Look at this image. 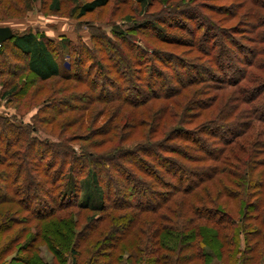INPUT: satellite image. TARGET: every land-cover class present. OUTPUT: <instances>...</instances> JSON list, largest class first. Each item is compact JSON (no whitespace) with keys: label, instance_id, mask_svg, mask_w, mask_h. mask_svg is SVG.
<instances>
[{"label":"trees","instance_id":"16d2710c","mask_svg":"<svg viewBox=\"0 0 264 264\" xmlns=\"http://www.w3.org/2000/svg\"><path fill=\"white\" fill-rule=\"evenodd\" d=\"M71 1L78 19L111 3ZM196 1L131 33L112 26L113 39L98 38L104 57L87 68L85 46L61 64L65 38L11 31L0 44V100L25 109L0 114V206L18 208L19 226L0 239V264H49L42 247L55 264H119L129 236L128 264L264 261V0ZM133 2L146 16L158 0ZM231 19L239 22L227 30ZM139 32L184 52L151 48ZM91 115L92 125L107 118L90 130Z\"/></svg>","mask_w":264,"mask_h":264},{"label":"rangeland","instance_id":"374dc122","mask_svg":"<svg viewBox=\"0 0 264 264\" xmlns=\"http://www.w3.org/2000/svg\"><path fill=\"white\" fill-rule=\"evenodd\" d=\"M10 2H3L2 6L0 7V26L8 27L12 32H16L21 34L22 32H26L27 30L39 34H44L45 37L52 41L53 43L59 42L58 40L60 38H65L66 46L69 51L62 49L61 52L58 54V59L61 61V64L64 63H69L72 62L76 56H71L69 57L67 53H70V49L74 50L76 48L80 47H86L89 49L91 54H88V57L86 56L84 59V65L85 68L89 64H91L92 60L95 59V57H104V52L101 50L102 48L106 47V43L103 40H100L99 36L104 35L108 38H112V32L110 29L112 26H117L119 30L122 32H126V30L133 31L132 28H135V26L139 25L143 20L145 21H153L155 19H162V18H167V16L163 14H159L158 12L161 9L168 8L173 6L174 4H177L179 2H182V0H158L157 3H155L154 7L146 12V16H140L142 13H139V9L136 7L135 2L133 0H110V4L102 9H98L96 12L87 14L83 16V18L78 19L76 18L72 9L74 7V3H72L71 0H57L60 9L59 11H52L51 5L53 0H8ZM90 1V0H87ZM183 1H189V0H183ZM85 0L81 1L80 3L83 4ZM185 3V2H184ZM208 5L210 4L208 0H197L196 2H192V6H201L203 5ZM219 4L222 5L221 3H215L214 5ZM176 13V12H175ZM239 15L242 14V11L238 12ZM211 16L209 12H204V15ZM130 17V21L126 22L124 25V18L125 17ZM216 21H218L220 18L215 17ZM238 19H231L228 20L224 23V28L229 29V28H235L238 23ZM244 31V30H243ZM171 34H177L179 35V31L177 30H172L170 31ZM93 36V37H91ZM135 37H138L139 39L142 38L143 42L148 44L151 48H156L160 51H164L167 53H175V54H181L184 52V49H181L180 47H176L175 45H165L159 42L157 38H154L152 34L147 33L142 34H134ZM99 38V39H98ZM240 36H235L236 41H240ZM97 42V44H96ZM96 44V45H95ZM97 46V47H96ZM96 48H98V51L96 52ZM95 51V53H93ZM119 57L120 54L118 52H115ZM151 53V51H149ZM190 57H195L196 54H190ZM92 58V60H90ZM123 58V57H122ZM74 61V60H73ZM229 78V76H227ZM34 88V87H33ZM233 89V88H232ZM232 89H228L227 91L224 92V95L228 96ZM47 91H43L40 95L37 96V98L32 102L34 106H37L41 103V101L44 99V97L47 95ZM19 104L15 103L13 104H8L5 102V100H0V114L5 113L9 116H14L15 115V108ZM99 106L92 107L91 109H97ZM20 109V108H19ZM25 109H20L21 113H24ZM127 110V109H126ZM125 110V112H126ZM35 109H32L31 112H29L28 115L23 116L22 120L25 123L29 122V117L35 113ZM94 116H90V120L87 123L86 128L87 129H94V125L96 128H100L103 122L106 121L107 116L102 115L100 120L92 125V120ZM207 120V116L200 117L195 124H193L191 127V130L197 131L199 126ZM91 121V122H90ZM82 134V132H79ZM56 134V133H55ZM78 135V131L72 130L70 132V135ZM76 139V138H72ZM77 140V139H76ZM74 149L79 150V148L82 146L81 143L79 142H73L71 144ZM110 147H104L101 150L106 151ZM92 151V149H90ZM100 151H96L100 152ZM95 152V151H93ZM18 208L3 204L0 206V218L3 216V213H7L6 215L9 216V220L7 221H0V232L3 233V236H0L1 241L6 240L9 235L12 232V235L18 230V227L13 225L12 222V217L15 216L16 214L14 211H16ZM118 214V213H117ZM145 217L151 218L152 215H147ZM7 219V218H6ZM1 220V219H0ZM35 224V223H34ZM84 225V221L82 220L77 227V232H79V229ZM102 227V226H101ZM15 230L14 232L12 230ZM33 230V229H32ZM31 230V231H32ZM132 231V230H131ZM131 231L129 234H131ZM7 234V235H6ZM8 236V237H7ZM11 236V235H10ZM2 237V238H1ZM4 237V238H3ZM94 240V238H93ZM131 237L129 236L126 238V240H123V243L118 247V251L115 253L114 256L118 257V255H121V261L119 264H128V255L129 251L131 249ZM22 243V242H21ZM81 247V246H80ZM130 248V249H129ZM79 250L82 249L78 248ZM127 249V251H126ZM84 251V250H82ZM88 254H85L82 252L81 258H86ZM41 258L49 264H55L54 260L52 259V254L46 250V248L42 247L41 252H40ZM101 257V256H100ZM80 260L82 261V259ZM102 259L98 262H101V264H104V261H108L107 258L101 257ZM130 262V261H129ZM68 264V262H67ZM259 264H264V261H261Z\"/></svg>","mask_w":264,"mask_h":264},{"label":"water","instance_id":"95a60500","mask_svg":"<svg viewBox=\"0 0 264 264\" xmlns=\"http://www.w3.org/2000/svg\"><path fill=\"white\" fill-rule=\"evenodd\" d=\"M13 38V33L8 27H0V44Z\"/></svg>","mask_w":264,"mask_h":264}]
</instances>
